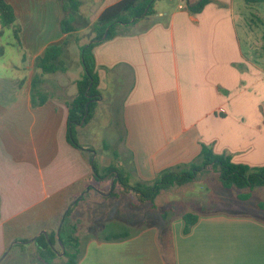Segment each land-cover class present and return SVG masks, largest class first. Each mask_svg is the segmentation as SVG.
<instances>
[{
	"label": "crops",
	"instance_id": "1",
	"mask_svg": "<svg viewBox=\"0 0 264 264\" xmlns=\"http://www.w3.org/2000/svg\"><path fill=\"white\" fill-rule=\"evenodd\" d=\"M119 1L83 0L75 35L87 33L82 23L96 22ZM163 1L156 3V21H141L93 49L102 96L91 119L75 125L74 136L92 152L68 138L67 102L78 94L83 68L67 82L76 67L44 75L38 89L50 99L33 105L36 61L67 38L61 3L7 0L22 47L9 66L15 74H0V262L19 244L27 249L34 243L39 253L36 239L46 236L61 252L55 263L65 264L76 225L79 264H264V217L248 211L251 200L220 199L225 205L214 211L196 205L201 215L185 234L180 216L151 222L145 205L104 195L115 175L93 177L96 161L100 176L115 167L132 182L153 181L164 170L196 161L203 145L231 155L236 164L264 167V67L243 49L237 0H210L200 13L183 0ZM115 103L125 136L117 160L87 136L88 127ZM122 200L133 207L114 206ZM207 204L216 203L209 198ZM103 206L108 214L98 212ZM124 234L130 237L113 239Z\"/></svg>",
	"mask_w": 264,
	"mask_h": 264
},
{
	"label": "trees",
	"instance_id": "2",
	"mask_svg": "<svg viewBox=\"0 0 264 264\" xmlns=\"http://www.w3.org/2000/svg\"><path fill=\"white\" fill-rule=\"evenodd\" d=\"M64 11V18L61 21V29L67 34V38L61 45H53L47 48L44 56L36 61L38 73L33 80V105L35 107L43 105L50 99L43 95L38 87L42 82L44 75L55 74L58 72H67L76 67V54L73 46L76 44L80 53V64L83 66L84 73L77 81L78 94L75 98L67 102L69 108V132L68 138L72 145L81 149L96 152L93 148L81 145L74 137V127L81 123H87L95 109L96 101L102 96L99 90L100 77L97 72L96 59L93 49L96 45L111 40L114 37L130 32L141 21H156L155 9L156 3L160 0H121L116 4L106 8L99 16L96 22H83V26L88 28L89 42L81 45L82 37L76 36L78 31L79 18L83 0H58ZM193 13H200L210 0H200L191 3L189 0H183ZM248 5H264V0H246ZM0 17L4 25L9 28H15L14 32L19 42L20 26L17 23L13 7L7 0H0ZM155 18V19H154ZM105 34L107 36L105 37ZM19 48L22 45L19 42ZM109 151L110 146L104 145ZM111 154L117 160L119 153L112 151ZM104 176H100L96 161L93 162V177L95 179H111L115 174L118 178L115 180L113 190L109 195L111 198L128 197L131 203L137 207L150 205L153 209L156 206V200L163 192H168L174 187H183L190 184L205 175H215L220 185L226 190L236 191V198L241 202L253 199V191L256 188L264 187V167H250L244 164H236L232 161L229 154H216L209 146L203 145L198 159L190 164L180 165L162 171L153 181L132 182L130 175L116 170L115 167L107 169ZM80 198L74 206L70 208L67 217L72 215L76 205L82 201ZM257 207L264 210V204L259 203ZM200 213L198 211H182L172 207H166L160 217L163 223H169L172 219L180 216L185 222L184 233L188 234L198 222ZM77 226H71L69 237L70 248L65 249V264H79L81 257L80 245L76 236ZM130 234L118 235L113 239L129 238ZM112 239V238H110ZM39 243V257L44 264H56L55 260L59 257V251L52 246V238L49 240L46 236L36 239ZM169 246L172 245L171 238L168 239Z\"/></svg>",
	"mask_w": 264,
	"mask_h": 264
},
{
	"label": "rangeland",
	"instance_id": "3",
	"mask_svg": "<svg viewBox=\"0 0 264 264\" xmlns=\"http://www.w3.org/2000/svg\"><path fill=\"white\" fill-rule=\"evenodd\" d=\"M163 2L165 4L167 1L164 0ZM236 13L239 16L238 29L244 51L264 67V5H248L245 0H237ZM87 35L88 31L87 33H82L81 45L89 42ZM73 48L76 50L73 51H75L76 59L78 58L76 60L78 61V65L74 73H69L65 77V82L77 78L83 68L80 64L79 48L76 44ZM20 56L14 28L6 27L0 17V74H5L7 77L13 76L15 71L9 66L12 63H17ZM118 106V103H115L106 114H102L96 123L87 129V136H91V143L96 145L98 149L101 148L102 151H107L104 145L108 144L111 149L108 152H117L124 140L123 119ZM75 131H77V127H74V136H76ZM235 193L236 191L234 190L224 189L215 175H205L183 187H174L168 192H163L156 200L157 207L155 209L150 205H145V219L148 217L151 222H160V215L166 207H172L177 210L181 209L182 211H189L191 208L195 211H200L196 207L197 205L201 208L214 211L224 207L222 205L225 204H219L221 200L231 201L236 199ZM209 198L216 204L208 205ZM218 199L221 200L219 201ZM113 202L115 203V201ZM116 203L117 205H114L115 207L121 205L120 210L133 207L129 201L122 200ZM259 203L264 204V187L256 188L253 199L248 202V211L250 213L260 214L264 217V211L257 208V204ZM106 208L108 206H103L102 210L99 209L100 211L98 212L101 215L108 214L110 208ZM34 229L32 228L31 230ZM25 247L27 249H23L22 245L19 244L11 252H5L1 259L4 256L5 258L0 264H44L39 257L37 247L34 243L32 245H26ZM63 262L60 259L57 263L63 264Z\"/></svg>",
	"mask_w": 264,
	"mask_h": 264
},
{
	"label": "water",
	"instance_id": "4",
	"mask_svg": "<svg viewBox=\"0 0 264 264\" xmlns=\"http://www.w3.org/2000/svg\"><path fill=\"white\" fill-rule=\"evenodd\" d=\"M107 36V34H105V37ZM118 174H115V176L112 178V187H111V190L108 192V193H105L104 195H110L112 190H113V186H114V183H115V180L116 178H118Z\"/></svg>",
	"mask_w": 264,
	"mask_h": 264
}]
</instances>
